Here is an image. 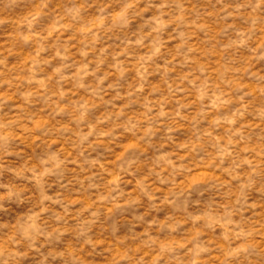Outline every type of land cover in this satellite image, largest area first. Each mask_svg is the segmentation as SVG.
<instances>
[{
    "label": "rangeland",
    "instance_id": "1",
    "mask_svg": "<svg viewBox=\"0 0 264 264\" xmlns=\"http://www.w3.org/2000/svg\"><path fill=\"white\" fill-rule=\"evenodd\" d=\"M0 264H264V0H0Z\"/></svg>",
    "mask_w": 264,
    "mask_h": 264
}]
</instances>
